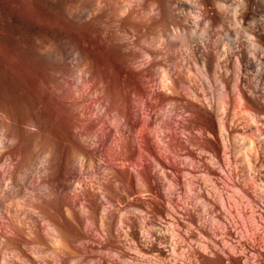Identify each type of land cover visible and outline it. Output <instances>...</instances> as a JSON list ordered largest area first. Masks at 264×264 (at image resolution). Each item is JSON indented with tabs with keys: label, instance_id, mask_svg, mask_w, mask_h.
<instances>
[{
	"label": "bare ground",
	"instance_id": "6f19581e",
	"mask_svg": "<svg viewBox=\"0 0 264 264\" xmlns=\"http://www.w3.org/2000/svg\"><path fill=\"white\" fill-rule=\"evenodd\" d=\"M62 1L55 126L0 99V264H264V0Z\"/></svg>",
	"mask_w": 264,
	"mask_h": 264
},
{
	"label": "rangeland",
	"instance_id": "374dc122",
	"mask_svg": "<svg viewBox=\"0 0 264 264\" xmlns=\"http://www.w3.org/2000/svg\"><path fill=\"white\" fill-rule=\"evenodd\" d=\"M62 2V0H0V99H10L19 109L32 114L47 126H55L53 124L55 121L51 124L52 111L46 102V93L42 85L44 72L41 58L33 49L32 43L35 41L39 44L43 40L41 31L44 27H51L53 30L69 29L79 33L75 22L63 13ZM83 28L81 32H86L87 35L88 27ZM94 53L103 68L110 71L113 66L115 69L114 58L108 49L96 45ZM115 76L116 72L113 77L111 75L113 79ZM155 249V252H161ZM153 253L154 249L147 258L161 257V253L160 255ZM164 261L161 259L158 264H165ZM125 262L133 264L130 261Z\"/></svg>",
	"mask_w": 264,
	"mask_h": 264
}]
</instances>
